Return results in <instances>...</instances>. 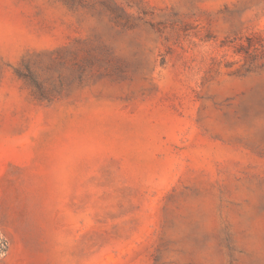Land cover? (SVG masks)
Returning a JSON list of instances; mask_svg holds the SVG:
<instances>
[{"label":"rangeland","instance_id":"374dc122","mask_svg":"<svg viewBox=\"0 0 264 264\" xmlns=\"http://www.w3.org/2000/svg\"><path fill=\"white\" fill-rule=\"evenodd\" d=\"M0 264H264V0H0Z\"/></svg>","mask_w":264,"mask_h":264}]
</instances>
